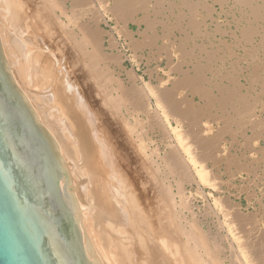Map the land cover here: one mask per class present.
Returning a JSON list of instances; mask_svg holds the SVG:
<instances>
[{
    "label": "bare ground",
    "instance_id": "bare-ground-1",
    "mask_svg": "<svg viewBox=\"0 0 264 264\" xmlns=\"http://www.w3.org/2000/svg\"><path fill=\"white\" fill-rule=\"evenodd\" d=\"M63 1H65V0H63ZM69 1L71 2V6H72V9L70 8L72 11V15L70 14L71 15L70 16L68 14L70 17H68V22L66 20V22H67L66 25H62V22L60 21V19H58V15L56 16V15H54L55 13H53L54 10L59 11L60 12L59 14H62V15L66 13L65 7L63 4L64 2H62V0L61 1L60 0H42L41 2L44 6L46 5L47 7L50 8L51 12L49 11L50 15H48V16H50L53 24L55 26H57L58 29H60V31L63 29V31H61V32H64V33H62V35H64L63 40H65L68 43L67 47L69 45L71 53L74 54V59H75L74 62L80 63V65H82L86 69V71H87L86 76L90 77V78H94L96 83L98 85L100 84L101 86L102 85L104 86V84H106V82H111V80H114V82H115L114 84H116V87H115L116 89L114 87H112V88L114 90L118 91V94H115L118 96L117 97L114 96V98H116L114 100L115 102L110 101L112 103V105H113V103H115V107L117 106V109H119V110H120V108H123V109L125 107L127 108V106H130V108L132 109L131 111L143 110V112H145L147 114V119H146L145 123L149 124V127H148L149 129L150 128L153 129L155 127L154 125H156V124H158L159 126L162 125L161 128L165 127L164 131H165L166 137H164V138L166 140L167 145L170 147V150L165 154V156L163 155L164 156L163 158L165 161L164 166L167 167L168 171L174 172L175 173L174 175H178L177 176L178 182L180 183L179 188L183 184L182 182L194 181V179L196 177H194L193 173H191V171L193 170V172L196 173L198 181H200L201 183L206 185L205 187H208L209 189H212V190L218 189V185L220 183L218 184L217 181H215L216 180L215 176H218V175L215 174V176H214L212 170L210 168H208V166L206 164V159L209 160V158H210L211 160H213L214 164L215 163L218 164V163L223 161V163L226 164L227 166H229V164H233L234 165V166L232 165L233 167H235V165L239 166L237 169L240 168L241 163H243V162L246 163V161H243V158H242L243 162L239 161L238 159L235 160V157H233V155H235V154L232 155L231 152H229L230 154L227 153V151L225 150L226 148L222 149V147H220L221 146V144H220L221 134L219 133L220 136L218 134H216V132L215 133L213 132L214 134L213 133L211 134L212 128L210 127V125L206 126L205 124H207V123H205V121L203 122V123H205L204 125H200L202 122L200 123V121H198V120H200L199 118L204 117V115H205V118H207V116H209V114L217 117L218 114L216 112H214V113L211 112L212 109H216V108L211 109V107H215L214 103H216V104H218V107L222 108V109H220L221 111L223 109L226 110L225 111V117L226 118L223 116V118L225 119L224 120L225 122H223L221 120V118L218 119V121L220 120V122L226 124L225 129L227 131H225V129H224V130H222V133L224 131L228 132L229 126L231 124H233L235 121V123H237L238 125H241V127H243V129H246V126H248V128L250 126V128H252V130H256V132H253L252 135H255L257 133V135H255V136H258L259 134H260L259 135L260 137L264 136V135H261V133L264 132L263 123L261 124V122L256 118V116L253 115V113H254L253 111L256 109L257 104L260 102L258 95L260 96V94H263V93L259 94L258 91L260 89H258V87H257L258 91L257 92L255 91L256 92L255 94L256 95L258 94V95L257 96L255 95L256 97H254L252 94V96H251L253 98L252 99L251 97H249V95L248 96L245 95L244 91L243 92L240 91V88H250V89L254 88L253 85H256V84H258L261 89L264 88V0H110L109 3H108L109 0H69ZM20 6H21V3L19 0H0V43L2 46L3 54L5 55L4 57L6 60V64L10 70V73L13 77V80L15 81V83H17L18 88H20L21 91L23 92L21 95L26 99L29 107L31 106L30 109H32L33 115L40 121V123L48 131V133L52 134V136L54 137L53 140L56 141V142L55 141L54 142L57 144L59 153L63 156L64 170L69 174V176L71 177V180H72V184H73L75 194H76L79 213L82 217V227H83L85 233L91 238L93 249L97 255L98 261H103L102 264H128L127 263L128 261H126V260L128 259V256H130V254L128 255L127 251L125 252L122 249V247L119 246V244L112 241L110 236L101 235L103 233L99 231L100 228L99 229L97 228L100 223H98V225H97L96 223L92 222V220H94L95 218H97L99 220L101 217V213H99L95 208L96 203L94 201L95 199H93L94 192L92 191L93 192V194H92V192H89V190H88L90 188V186H89L90 183L93 181L90 180L89 175H83V174H85L84 172L89 173V169L86 166L87 164L89 167H91L94 164V165L102 168L101 164H104L105 162L108 161V157H109L108 156L109 152H107L108 146L106 147L104 141L102 139H100V137L96 136L97 133L95 135L93 133L91 134V132H90V130L92 128L91 127V121L86 116H85L86 119L84 117L83 118L80 117L82 115V113L79 112L80 111L79 107H81L82 105L80 104L81 103L80 101L78 102L76 100V98H75V103L79 109L75 105H73V107H71L72 105L71 106L67 105V108L64 107V110H62L63 108L57 107L59 105L56 104L55 107H57L56 110H58L60 118H57L55 120H52V119L50 120L49 116H51V115H49L46 112V110L44 108H42V106L39 103H37V97L31 94L32 91L29 89L30 88L29 86L33 85L35 81L33 80L34 82H32L33 83L32 84L28 80H25V78H24L25 75L23 74V72H21V70H23L22 69L23 67L21 68V66H20L21 69H19L17 66H18V64H20V62L18 63L16 60V58H19L17 56V54L19 52H21L23 50V48L25 47L24 46L25 41L22 38L23 36L17 37L16 34L12 33V31L15 32L17 30L16 28H20L22 26L21 25L22 23H27V22H25L26 18H29V22H30V20H32L31 21V23H32V22H34L33 18L37 17L41 21V23L43 24V27H44L43 30L45 28H47V26L44 23L42 16L39 15V13H38L39 10L37 11V9L34 8L35 10L31 14H29L28 11H26V13L23 11L24 15H22L23 12L21 13ZM29 7H30V5L28 6V8ZM48 9H45V10H48ZM107 12L110 13L111 17H115L117 19L123 20L122 24L125 22H128V21H131L137 25V27H138L137 33L140 32V35H141L139 39H137L135 37L136 38V40H135V38L132 36L133 32L131 29H129L130 32H127L128 30L127 31L125 30L127 35L131 34V36L129 38L130 46H132L134 48V50L137 51L143 45L142 43H144L146 46L156 48L159 52V55H162L163 53L165 54V55H162V57L165 56L166 61H167L166 63L168 64L169 70H170L167 72L166 78H164V79L162 77L157 78L156 84H152L150 81L146 82V81L142 80L141 87H136L138 85H136V86L131 85V88H130L125 83L120 82L121 79L118 80L119 78H117V76L115 77V75H114L115 70H116L115 67L118 68V65H116V64H119L120 67L122 66V63H123V60L125 57V56H123V55H125V53L123 54V52H125V51H123L121 53V51L118 50L117 46L115 45L116 42L113 39H108V43H109L108 47L115 49L117 52L116 58H114V59L109 58L110 60L111 59L113 60L112 63H114V62L116 63L115 67L110 68L109 64L111 62L108 63L107 57L105 55L106 53H104V51L101 49L103 44H104V40H105V36L103 35L104 31L102 33L101 28H99V26H98V22L100 21V18L102 16H104V13L107 14ZM223 14L225 16H227L226 18L224 17V19H225L224 26H227L225 28L220 22L221 18H223L222 17ZM110 15H109V17H110ZM45 21H47V20H45ZM142 24H144L145 27H144V29L142 28L143 29L142 31H140V27ZM29 25L31 26V24H29ZM125 25H127V24L120 26V28L122 29V27ZM10 26L12 27V29ZM212 26L215 28L214 32L219 31L221 33L220 37H218V38L216 37L217 38L216 42H214L215 36L211 37V31L210 30L213 28ZM32 28L35 29L36 27H32ZM125 31H124V33H125ZM33 33L35 34V31ZM212 33H213V31H212ZM108 35L110 36L111 34H108ZM212 38H214V39H212ZM143 39L145 42H142ZM36 41L37 40H35V42ZM41 41H42V39H41ZM159 42L162 44L158 46ZM154 46H157V47H154ZM111 48H110V50H111ZM134 50H132V51H134ZM31 52H32V50H31ZM26 53L28 54V52H26ZM39 53H40V51H39ZM41 54L43 56V53H41ZM133 54H135V53H133ZM35 56H40V55L38 54ZM113 56H115V55H113ZM135 56H136V54L134 56H132V57L130 56V57L134 59ZM34 57H33V59H35ZM29 58H31V57H29ZM37 60L40 61V59H37ZM58 60H56V61H58ZM66 60H67V57H66ZM33 62H35V61L33 60ZM37 63H39V62H37ZM42 63H44V62H42ZM214 63H216V64L218 63L217 64L218 67H219V63H220L221 67H224L223 69L228 68V69H225L227 71L225 73H227V74L224 75V77H223L226 79V84L224 83V85H223V82L220 83L219 81H221V80H219L218 82L212 81V80H210V76L207 75V73H209L210 75H214L215 77L218 76L219 72L216 73L213 69ZM226 63L230 64V66L227 67ZM41 64H38V65H40L38 70H40V68L42 66ZM112 66H113V64H112ZM46 67L47 66H45V68ZM122 67H124V66H122ZM50 68H52V67H50ZM26 69H28V68H26ZM35 69H36V67H35ZM41 69H44V65H43V68H41ZM218 69H220V68H216L215 70L218 71ZM127 70H125V71H127ZM36 71H37V69H36ZM36 71L34 70L35 73H36ZM233 71L236 74H234ZM37 72L39 73V72H41V70L37 71ZM130 72H131L130 75L132 77V79H131L132 82H130V83L134 84V83H136L134 80V77H133V76H135V72L134 71H130ZM44 73L46 74L45 70H44ZM126 73H128V72H126ZM39 75H41V74H39ZM48 75L52 76V74H48ZM137 76H140V75H136V77ZM207 76L209 77V79ZM222 76H223V74L221 75V77ZM34 78H35V76H34ZM40 79H41V76H39L38 83L41 82L42 84H47L49 86L48 80H50V78L48 79V76H45L41 80ZM56 79H55V82H56ZM141 79H140V81H141ZM213 79H215V78L213 77ZM50 82H51V84L54 83L53 81H50ZM69 85L70 84H68V87H66V88H72L71 86L69 87ZM109 86H111V85H109ZM142 87L147 89L146 93H144V90L142 89ZM50 88H52L51 97L54 101L53 103H57L58 98H59V101L61 100V98L63 100H65L64 98H67V95L65 97V95H63L62 93H60L61 97L58 95L59 94L57 92L58 88H54V90H53L52 85ZM138 88L139 89L141 88L142 90L141 89L139 90ZM184 88H187L191 92V94L196 93V95H197L199 93L200 96L203 98V100L204 99L206 100V101L204 100L205 103L203 102V104H201L202 106L201 105L198 106L201 108H197V107H194L192 105L187 104L186 101H188V100L185 98L186 96L183 97V95H182V97L178 99V96L176 95L178 90L184 89ZM215 88H216V92L217 93L219 92V95L216 97L213 94V89H215ZM220 88H222V89L225 88V89L220 90ZM113 89H111V90H113ZM48 90H50V89H48ZM253 90H252V92H253ZM261 91H263V90H261ZM249 92L250 91H248L247 94H249ZM214 93H215V91H214ZM150 95L152 97L154 96L156 107L161 108V116H162L163 121L162 120L160 121V118H161L160 116H159L160 118H158L157 108L156 109L154 108V112H155V110H157V112H155V114L151 113V112H153V109L151 111L149 108ZM107 96H108V94H107ZM47 98H49V97L47 96ZM256 100H259V102L257 103ZM190 101H188V102H190ZM261 101L263 102V100H261ZM190 104H192V103H190ZM262 104H264V103H262ZM81 108L83 109V107H81ZM259 109H261V108H259ZM118 112H120V111H118ZM222 113H224V112H222ZM206 114H207V116H206ZM215 114H217V115H215ZM53 116L55 117V115H52V117ZM187 117L189 118V120H187ZM192 118H193L194 122H192ZM194 118H196V119H194ZM209 118H211V116H209ZM183 119H185V121L186 120L191 121L192 123L189 122V124L191 123V125H193L192 128L188 127L189 130H185L183 128V126L185 125V124L183 125V123H184ZM171 120H173V123H171L172 122ZM218 121H215V123ZM138 123H139V121H138ZM145 123H144V125H145ZM141 124H143V123H141ZM175 124H177V125H175ZM194 124H195V126H194ZM237 124H234L235 129H237L236 128L238 126ZM198 125H200L201 127L200 126L198 127ZM220 125L222 126V124H220ZM136 126H138V124ZM141 126H143V125H141ZM218 127H219V124H218ZM139 128H140V126H139ZM161 130H163V129H161ZM142 131L144 132L143 129H142ZM218 131L221 132V130H218ZM229 131H230V129H229ZM233 131H235V133L237 132L236 130L231 129V131L229 133H233ZM161 132H163V131H161ZM170 133L174 135L171 137H174L173 139L175 141L174 142L175 144L171 143V141H170V138H171L169 136ZM243 133H245V132H243ZM243 133H242V138L244 137ZM65 134L70 136L74 140V142L77 143L76 146L78 148V151L81 154H84L85 157L87 156L88 159L85 158L84 159L85 161H84L80 158L77 159V158H74L72 156L73 155L72 150H71L72 147L71 148L69 147V145H68L69 142L67 143L68 140L67 141L64 140L65 142L62 141L63 138L65 139V137L63 136ZM236 134L240 135L239 133H236ZM249 134H251V132ZM229 136H233V134H229ZM61 137H62V139H61ZM234 137H235V135L233 136V138ZM260 137H256V138H260ZM77 138H78V141H77ZM246 138L244 137V139H246ZM236 140H238V138ZM252 141H255V138L251 137L248 140L243 141V144L245 143V145H246V142H247L248 147H252L250 149V150H252L254 148L253 147L254 144L252 143ZM229 144H231V143H229ZM256 145H258V144H256ZM70 146H72V145H70ZM73 146H75V144ZM230 146L231 145H229V147ZM225 147H226V145H225ZM259 149H260V147H259ZM260 150H258V151H260ZM254 151H255V149H254ZM89 152L91 153V155H90L91 159L87 155V153H89ZM157 152L158 151L156 150V154H157ZM233 153H235V152H233ZM249 154H251V153H249ZM239 155H241V154H239ZM260 155H261V153H260ZM248 156H250V155H248ZM253 157H251V159H253ZM163 158L161 157V160ZM259 159H261V158H259ZM248 161L249 160H247L246 164H248ZM262 161H264V160H262ZM251 162H252V160H250V163ZM246 164H244V165H246ZM226 165H225V167L228 168ZM250 165H252V164H250ZM255 166H253V167H255ZM242 167H244L243 164H242ZM248 167H250V166H248ZM237 169L234 168V170H237ZM246 171H248V170H246ZM254 171H255V169H254ZM255 173H257V172H255ZM253 175H254V173H253ZM256 176H257V174H256ZM255 178H257V177H255ZM217 180H219V179H217ZM89 181H90V183L88 185ZM98 181L99 180H97V182ZM194 182H196V181H194ZM229 184H230V182H229ZM92 185H93V183H92ZM95 186H96V184L94 185V188H96ZM97 187H98L97 191H99V192H97L98 198H100L99 200L101 201V203L105 207V209H106L105 211H107V215H104L105 217L107 216L106 219H109L108 218L109 216L111 219L113 217L115 218L116 216H119V215L121 216L122 215L121 213L118 215V212H117L118 209H117V211L115 209H112L110 202H108L107 190H105L103 184L102 185L98 184ZM181 189H183V188H181ZM181 189H178L179 195H177V196H179V197L182 194V192L180 191ZM219 190H220V188H219ZM207 192H209V191H207ZM198 193H200V192H198ZM217 193H218V191H217ZM183 196H182V198H183ZM188 197H186V198H188ZM227 199H228V197H227ZM96 201H98V200H96ZM180 201H182V200L180 199ZM214 201H217V203H218V201H220L221 203H224L221 198H214ZM224 205L226 206V208H225L226 212H225L223 207L221 209H223L224 212L223 211H221V212H223L222 214L225 215V217H226L225 221L226 222L223 220L222 221L225 222L227 231H229V234L231 235V237H233L237 241L236 245L238 244L237 246H239L238 248H240L239 249L240 251L238 254L240 255V252H241V254L245 258V261H247V264L248 263L254 264V263H252L253 257H251V255H252L251 253H253V256H254L255 253H258L259 248H257L256 245L253 244L255 238H252V239H254L252 242L250 235H252V237L253 236L259 237L257 235H261V237H263L262 239H264V236H263L264 232L262 230L263 227L261 228L257 224V222H255L253 220L256 217L253 219L251 217V219H252L251 220L250 218H246V217L242 216L239 213L238 208H235L236 206L232 207V205L230 204L231 205V207H230V205H227L226 203ZM221 209L219 208L218 210H221ZM205 211L207 212V210H205ZM124 213H126V212H124ZM93 214L95 215L94 219L92 218ZM70 216L74 222L75 227L79 230L77 218L73 214H70ZM123 216H125V215H123ZM126 219H127V217H126ZM102 220H104V219H102ZM95 221H97V220L95 219ZM170 221H173V218H170ZM98 222H100V221H98ZM128 223L131 227L135 228L134 223L132 222V219L131 220L128 219ZM138 223H136V224H138ZM188 223H186V224H188ZM94 224H96L97 227ZM192 224H194L193 221H192ZM144 226L145 225H143L142 227H144ZM137 230H134V231H137ZM142 231H143V229H142ZM145 232H146V229H145ZM180 232H181V230H179V235L182 236V238H183V240H181L180 245L177 244L173 238L161 236L159 238V240H157L159 242H156L157 244H154L157 246V251H154V252L152 251V253H151L152 249L150 250L148 248L150 250L149 253L154 255L157 252L156 253L157 255H154L155 260H156V258L160 259L159 257H162V256L166 257L167 256V257L171 258V260H174L177 264H210V263L206 262V259L202 260V258L200 256L201 254L199 253L200 254L199 255L198 254L199 251H196L194 248L196 245L192 244L194 246L193 247L189 243V238H184V237H187L189 234L187 236H185L184 233H182V232L180 233ZM151 233L152 232H150V234ZM254 234H256V236ZM79 236H80L81 253H83V257L85 259H88V260H86V263L90 264V257L88 256V251H86L85 246H84V244H88L86 241L85 234H79ZM132 236L134 238H136L135 243H136L137 247L136 246L135 247L137 249L134 248L136 253L138 251L146 253L145 250H147L146 249L147 247H145V238H144L145 236H144V234L142 235V232L140 234L137 231V232H135V236L134 235H132ZM194 236H195V234H194ZM227 236H229V235H227ZM188 237H190V235ZM197 237H198V235H197ZM261 237H260V239H261ZM195 238H196V236H195ZM198 239L199 238H197V240ZM219 240L221 243L222 239H219ZM219 240H218V244H219ZM191 242H193V241H191ZM218 244H216V245H218ZM256 244H257V242H256ZM121 245H122V243H121ZM154 245H151V246H154ZM197 247H198V245H197ZM220 247H221V245L218 246L217 250L221 249ZM223 247H224V245H223ZM204 249H206V248H204ZM256 249H258V250H256ZM125 250H127V249L125 248ZM132 250H130V252H132ZM222 250L223 249H221V251ZM205 251H207V250H205ZM248 251L251 252L250 253L251 255L248 254L249 253ZM207 252H206V254H207ZM133 254H135L134 251H133ZM159 254H161V255H159ZM259 254H260L259 256L261 259H260V261L258 260L259 262H257V263L255 262V264H264V253L262 251H259ZM143 256H142V258H144ZM232 256L233 255H231V257ZM169 258L168 259L162 258V259L163 260H165V259L170 260ZM143 260L145 261V259H143ZM155 260H153L152 263L157 264L159 261H157V263H155ZM233 261L235 262L236 260H231V262H233ZM237 263H238V261H237ZM129 264H131V263H129Z\"/></svg>",
    "mask_w": 264,
    "mask_h": 264
},
{
    "label": "rangeland",
    "instance_id": "rangeland-1",
    "mask_svg": "<svg viewBox=\"0 0 264 264\" xmlns=\"http://www.w3.org/2000/svg\"><path fill=\"white\" fill-rule=\"evenodd\" d=\"M19 1L21 3V6H20L21 13L23 11L25 13H26V11H28L29 14H31V13H33V11L35 9H37V11L39 10L38 11L39 15L42 16V19L44 20V23L47 26V28H45L43 30L44 27H43V24L41 23V21L37 17H34L33 18L34 22H32L33 24L31 23L32 20H30V22H29V18H26L25 22H27V23H22L21 24L22 26L20 28H16L17 30L15 32L11 30L12 33L16 34L17 37L23 36L22 38L25 41L24 42L25 47L23 48V50L21 52H19L17 54V56L19 58H16V60L18 63L20 62V64H18L17 67L19 69H21L23 67L22 68L23 70H21V72H23V74L25 75L24 76L25 80H28L30 83L35 81L34 84L32 83L34 86L31 85V86H29L30 88L28 87L32 91L31 94L37 97V103H39L42 106V108H44L46 110V112L49 115H51V116H49L50 120L51 119L55 120L57 118H60L59 112H58V110H56L57 107H62L63 108L62 110H64V107L67 108V105H69V106L72 105L71 107H73V105L76 106V103H75V98H76V100L78 102L79 101L81 102L80 103L82 105L81 107H83V109L81 107H79L80 108L79 112L82 113V115L80 117L85 118V116H86L91 121V127H92L90 130L91 134L93 133L95 135L97 133L96 136L100 137V139H102L104 141L106 147L108 146L107 147V152H109L108 153V156H109L108 161L105 162L104 164H101L102 168L98 167L94 164L91 167H89L87 164L86 166L89 169V173L84 172L85 174H83V175H89L90 180L93 181L91 183H90V181L88 182V185L90 183V185H89L90 188L88 190H89V192H92V191L94 192V194H93V192H92V194H93V199H95L94 201L96 203L95 208L99 213H101L102 218L100 217L99 220L97 218H95L97 220V221H95V219H94L95 215L93 214L92 218L94 220H92V219L91 220H92V222L96 223L97 225H98V223H100L98 225V227L96 224H94V225H96V227L98 229L100 228L99 231L103 233L101 235L110 236L112 241L119 244V246H121L125 252L127 251L128 255L130 254V256L127 255L128 259L126 261H128L127 262L128 264L129 263H131V264H154L152 262H153V260H155L154 255H157L156 254L157 252L154 255L149 253L151 249H152L151 253H152V251L153 252L157 251V246L154 244H157L156 242H159L157 240H159V238L161 236H165V237L173 238L174 241L180 245L181 240H183V238H182V236L179 235V230H181V232L184 233L185 236H187L188 234L190 235V237H188L189 236L188 235L187 237H184V238H189V243L191 245L192 244L196 245L195 247L193 245L192 246L195 248L196 251H199L198 254L200 253L201 255L200 254L199 255L201 256L202 260L206 259L207 263H210V264H234L236 262L235 264H247V261H245V258L241 254V252H240L241 256L238 254L240 251L239 250L240 248H238L239 247V246H237L238 244L236 245L237 241L233 237H231V235L229 234V231H227L226 224H225V222H226L225 218L226 217H225V215L222 214L224 211L221 208L223 207L225 212H226V209H225L226 206L224 204L225 203L227 205L231 204L232 207L236 206L235 208H238L239 213L242 216H244L246 218H250V219H251V217H252V219L256 217L253 220L255 222H257V224L261 228L263 227L262 230L264 232V161H262V160H264V139H263L264 136L263 137L261 136L262 138L259 136L260 134L258 136H255V135H257V133L256 134L254 133L255 135H252V133L256 132V130H252V128H250V126H249V128H248V126H246V129H243V127H241V125H238L237 123H235V121L233 124H231L229 126L228 132H225V131H227L225 129L226 124L220 122V120L218 121V119L221 118V120L223 122H225L224 121L225 119L223 118V116L225 117V111L226 110L223 109L221 111L220 109H222V108L218 107V104L214 103L215 107H211V109L212 108H216V109H212L213 111L211 110V112L212 113L216 112L219 117L217 116L218 117L217 118L216 116H212L211 114H209V116H211V118H209V116H207V114H206L207 118H205V115H204V117L199 118L200 120H198V121H200V123L202 122L200 125H204L205 123H207L205 125L206 126L210 125V127L212 128L211 134L213 132L214 133L216 132V134L219 135V133H220L221 134V136L219 135L220 136V144H221L220 147H222V149L226 148L225 150L227 151V153L231 152L232 155L235 154V155H233V157H235V160L238 159L241 162L246 161V163H247V160H249L248 164H246L244 162L243 163L240 162L241 163L240 168L237 169L239 166L235 165V167H233L234 166L233 164H229V166H227L226 164L223 163V161L218 163V164L217 163L214 164L213 160H211L210 158H209V160L206 159V164H207L208 168H210L212 170L214 176H215V174L219 176V177L215 176L216 177L215 181H217L218 184L220 183L218 185V189L212 190V189H209L208 187H205L206 185H204L203 183L198 181L196 173L193 172V170L191 171V173H193V176L197 178V179L196 178L194 179V181H196V182H194V181L182 182L183 184L179 188L180 183L178 182V177H177L178 175H174L175 174L174 172L168 171L167 167L164 166L165 161H164L163 157L170 150V147L167 145L166 140L164 138V137H166L165 136L166 134L164 131L165 127L161 128V126H162L161 124H160L161 126L156 124V125H154L155 127L153 129H151V128L149 129L148 128L149 124L145 123L146 119H147V114L145 112H143V110L131 111L132 109L130 108V106H127V108L125 107L127 110L125 108L124 109L120 108V110H119V109H117V106L115 107V103H113V105H112L111 102H115L114 100L116 99V98H114V96L115 97L118 96V95H115V94H118V91L114 90L112 88V87H114V88L116 87V84H114L115 83L114 80H111V82H106V84H104V86L103 85L101 86L100 84L98 85L96 83L94 78H90V77L86 76V74H87L86 69L82 65H80V63L74 62V60H75L74 54L71 53L69 45L67 47L68 43L65 40H63L64 35H62V33H64V32H61V31H63V29L60 31V29H58V27L53 24L50 16H48V15H50L49 11L51 12L50 8L45 5L47 7L46 8L42 4V2H41L42 0H28V1L27 0H19ZM62 2H64L63 4L65 7L66 13L62 15V14H59L60 12L57 10H54L53 13H55L54 15H56V16L58 15V19H60V21L62 22V25H66L68 22V17H70L72 15V11H71L72 6H71V2L69 0H65V1L62 0ZM109 2H110V0L108 1V3ZM27 5L28 6L30 5V7L28 8ZM45 9H48V10H45ZM24 12L22 13V15H24ZM68 14L69 15L71 14V15L69 16ZM108 14L110 15L109 12H107V14L104 13V16H102L100 18V21L98 22V26H99V28H101L102 33L104 31V33L106 34L105 35L103 33V35L105 36V40H104V44H103L101 49L104 51V53H106L105 55L107 57L108 63H110V62L112 63V61H113L112 59L116 58V56H117L116 50L112 49L111 47H108L109 46L108 39H113L117 43L116 44L113 41L115 43V45L117 46L118 50L121 51V53L123 51H125V52H123V54L125 53V55H123L125 57H124V60L122 63V66H124L125 68L122 66H121L122 67L121 68L120 65L116 64L115 62L112 63L113 66L111 63L109 64L110 68H113L116 65H118V68L115 67L116 70L114 69L115 70V74H114L115 77L117 76V78H119L118 80L121 79L120 82L125 83L130 88H131V85L132 86L138 85L136 87H141L142 80H144L146 82L150 81L152 84H156L157 78H161V77L163 79L166 78L167 72L170 70H169L168 64L166 63L167 61H166L165 56L162 57V55H165V54L163 53L162 55H159V52L156 48L146 46L144 43H142L144 46L142 45L141 48H139L140 50L139 49L137 50L138 52L136 50H134V48L132 46H130L129 38H130L131 34L127 35L126 31L128 30L127 32H130L129 29H131L133 32L132 36L134 38L136 37L137 39H139L141 35H140V32L137 33V30H138L137 25L131 21H128V22H125L122 24L123 20L117 19L115 17H111V15L109 17ZM223 15H222L223 18H221L220 22L224 26V21H225L224 17L226 18L227 16H225V15L223 16ZM45 20H47V21H45ZM66 20H67V22H66ZM29 24H31V26L33 25L32 27H36L35 28L36 30L34 28H32ZM121 24L122 25L127 24V25H125L126 27L123 26L121 29L120 28V26H122ZM23 25L24 26L26 25V26L24 27ZM144 27H145L144 24H142L140 27V31H142L144 29ZM225 27H227V26H224V28ZM11 29H12V27H11ZM212 29L210 30L211 31V37L215 36V39L214 38H212V39H214V42H216V39L218 37H220L221 33L219 31L214 32V30H215L214 27ZM32 31L33 32L35 31V34ZM124 31H125V33H124ZM212 31L214 34L212 33ZM108 34H111V35L109 36ZM136 38H135V40H136ZM41 39H42V41H41ZM35 40H37V41L35 42ZM142 42H145L144 39L142 40ZM161 44L162 43L159 42L158 46ZM154 47H157V46H154ZM110 48H111V50H110ZM131 49L134 51H132ZM31 50H32V52H31ZM39 51H40V53H39ZM26 52H28L29 55ZM41 53H43V56ZM133 53L136 54L134 59L136 61L138 60L139 62L138 61L136 62L133 58H131L132 56L135 55ZM34 54L35 55L39 54L40 56H35ZM113 55H115V56H113ZM28 56L31 58H29ZM32 56L33 57L35 56L34 58L36 60L33 59ZM66 57H67V60H66ZM57 58L58 59L60 58V59L58 60ZM109 58H112V59L110 60ZM37 59H40V61H38ZM55 59L58 61H56ZM33 60L35 62H33ZM36 61L39 63H37ZM41 61L44 63H42ZM5 62H6V60H5ZM38 64L42 65L41 68H43V65H44V69L40 68L41 72H39V73L37 72V71H40V70H38L40 67V65H38ZM217 64L214 63L213 69L216 73L219 72L218 76L215 77L214 75H210L209 73H207V75L210 76V80L217 81V82L219 80H221L219 82L220 83L223 82V85H224V83L226 84V79L223 77H224V75L227 74V73H225V72H227L225 69H228V68L223 69L224 67H221L220 63H219V67ZM226 65H227V67L230 66V64H228V63H226ZM20 66H21V68H20ZM45 66H47V67L45 68ZM35 67H36L37 71H36ZM50 67H52V68H50ZM215 67L220 68L221 70L218 69V71H216ZM26 68H28V69H26ZM124 69L125 70L128 69V70L125 71ZM34 70L36 71V73L34 72ZM44 70H45L46 74L44 73ZM130 71L135 72V76H133V77H134V80L136 83H134V84L130 83V82H132L131 81L132 77L130 75V73H131ZM126 72H128V73H126ZM47 73L52 74V76H49ZM233 73L236 74L234 71H233ZM39 74H41V75H39ZM222 74H223V76L221 77ZM136 75H140V76L136 77ZM34 76H35V78H34ZM39 76H41V79H43L45 76H48V79L50 78V80H48L49 86L47 84H42L41 82L38 83ZM213 77L215 79H213ZM55 79H56V82H55ZM140 79H141V81H140ZM208 79H209V77H208ZM50 81H53L54 83L51 84ZM14 83H15V81H14ZM15 84L17 86V83H15ZM68 84H70L69 87L71 86L72 88H66V87H68ZM108 84L111 86H109ZM51 85L53 86V90H54V88H58L57 92L59 93L58 94L59 96L61 95L60 93H62L63 95H65V97L67 95V98H64L65 100H63L61 98L60 101L58 98V102L53 103L54 101L51 97V95H52L51 94L52 88H50ZM253 86H254V88H251V89L252 90L254 89L253 90L254 93L252 92V90L250 88H240V91L241 92L244 91L245 95H247V96L249 95V97H251L252 94L254 97H256L258 94L256 95L255 93L258 91V89H260L258 91L259 94L263 93V94H260V96L258 95L261 103L259 102V100H256L257 103L258 102L259 103L257 104L256 109L253 111L255 113V114L253 113V115H255L256 118L261 122V124L263 123V125H264V104H262V103H264V97H263L264 96V88L261 89L258 84L253 85ZM257 87H258V89H257ZM17 88H18V86H17ZM48 89H50V90H48ZM111 89H113V90H111ZM142 89L144 90V93L147 92L146 88L142 87ZM186 89L187 88L178 90V92L176 94L178 96V99L181 98L182 95H183V97L186 96L185 98L188 101L191 100L190 102L186 101L187 104L192 105V106L197 107V108H201L198 106L203 104L205 99L203 100V98L200 96L199 93H198L199 95L198 94L196 95V93H193V92H192L193 94H191V92L188 89L187 90ZM224 89L225 88H223V89L220 88V90H224ZM18 90L21 94L23 93L20 88H18ZM261 90H263V91H261ZM214 91H215V93H214ZM246 91L247 92L250 91L249 94H247ZM107 94H108V96H107ZM213 94L215 97L219 95V92L218 93L216 92V88L213 89ZM47 96L49 98H47ZM261 100H263V102ZM190 103H192V104H190ZM56 104L59 106L55 107ZM149 108L151 111L153 109V112H151V113H154V114L158 110V112H157L158 118L161 117L160 121L161 120L163 121L162 116H161V108L156 107L155 98H154V96L152 97L151 95H150V99H149ZM154 108L155 109L157 108V110H155V112H154ZM259 108H261V109H259ZM118 111H120V112H118ZM222 112H224V113H222ZM217 114H215V115H217ZM52 115H55V117L54 116L52 117ZM185 119H183V121H184L183 125L185 124L184 125L185 127L183 126V128L185 130H189V128H192L193 125H191V123L194 122V120L192 118V122H191V121H187V120H189L188 117H187L186 121H185ZM194 119H196V118H194ZM138 121H139V123H138ZM171 121H172L171 123H173V120H171ZM204 121H205V123H203ZM215 121H218V122L215 123ZM189 122H191V123L189 124ZM141 123H143V124H141ZM144 123H145V125H144ZM135 124L136 125L138 124V126H136ZM218 124H219V127H218ZM220 124H222V126ZM234 124L238 125V126L236 125L237 129H235ZM141 125H143V126H141ZM175 125H177V124H175ZM200 125H198V127ZM139 126L141 129L139 128ZM194 126H195V124H194ZM142 129L144 130V132L142 131ZM161 129H163V130H161ZM224 129H225V131L222 133V130H224ZM229 129H230V131H231V129L236 130L237 131L236 133H239L240 135L236 134L235 131H233V133H229L230 132ZM218 130H221V132H219ZM161 131H163V132H161ZM243 132H245V133H243ZM250 132H251V134H249ZM228 133L233 134V136L235 135L236 138L234 137L235 138L234 139L233 136H229ZM242 133H243V136L245 138L247 136L248 137L246 139H244V137L242 138ZM49 134H50V136H52L51 133H49ZM65 135H63L65 137V139L64 138L62 139V137H61V139L63 142L68 140L67 143L69 142L68 143L69 147L70 148L72 147L71 148L72 153H73L72 156L74 158H77V159L80 158L82 160L87 158V156L85 157L84 154H81L78 151V148L76 146L77 143H75L74 140L70 136H68V135L65 136ZM261 135H264V132H262ZM169 136L171 137L174 135L170 133ZM251 137L255 138V141H252V143L254 144V145L252 144L254 147L252 150H250L252 147H248L247 142H246V145H245V143L243 144V141L248 140ZM256 137H260V138H256ZM52 138H54V137L52 136ZM173 138L174 137H171L170 141H171V143L175 144L174 143L175 141ZM237 138H238V140H236ZM77 141H78V138H77ZM73 143L75 144V146H73L74 145ZM229 143H231V144H229ZM228 144L231 146L229 147ZM256 144H258L259 146ZM70 145H72V146H70ZM225 145H226V147H225ZM259 147L261 150L259 149ZM254 149L256 152L254 151ZM156 150L158 151L157 154H156ZM258 150H260V151H258ZM233 152H235V153H233ZM249 153H251V154H249ZM260 153H261V155H260ZM239 154H241V155H239ZM87 155L91 159V156H90L91 153L89 152V153H87ZM248 155H250V156H248ZM160 156L163 158L162 160H161ZM251 157H253V159H251ZM242 158H243V161H242ZM259 158H261V159H259ZM250 160H252L251 163H250ZM242 164L244 167H242ZM244 164H246V165H244ZM250 164H252V165H250ZM225 165L228 168H226ZM248 166H250V167H248ZM253 166H255V167H253ZM234 168H236L237 170H234ZM254 169H255V171H254ZM246 170H248V171H246ZM255 172H257V173H255ZM253 173H254V175H253ZM256 174H257V176H256ZM255 177H257V178H255ZM217 179H219V180H217ZM97 180H99V181L97 182ZM229 182L231 185L229 184ZM92 183H93V185H92ZM97 183L100 185L103 184L105 190H107L108 202H110L112 209H115L116 211L118 209V211H117L118 215L121 213L122 214L121 216L119 215V216H116L115 218L113 217L111 219L110 216L108 215L109 216L108 218L110 220L106 219L107 216L105 217L104 215H107V211H105L106 210L105 207L103 206V204L99 200L100 198H98L97 192H99V191H97L98 190V187H97L98 184ZM95 184H96V186H95L96 188H94ZM181 188H183V189H181ZM219 188H220V190H219ZM178 189H181L180 190L182 192L181 195L182 196L184 195L183 198L181 195H180V197L177 196V195H179ZM207 191H209V192H207ZM217 191H218V193H217ZM198 192H200V193H198ZM186 197H188V198H186ZM227 197H228V199H227ZM214 198H221L224 203H221L220 201H218V203H217V201H214ZM180 199L182 201H180ZM96 200H98V201H96ZM231 205H230V207H231ZM218 207L221 210H218L219 209ZM205 210H207V212ZM221 211H223V212H221ZM124 212H126V213H124ZM123 215H125L127 217V219ZM170 218H173V221H170ZM102 219H104V220H102ZM128 219L129 220L132 219V222L134 223L135 228H133L129 225ZM222 220L225 222H223ZM98 221H100V222H98ZM192 221L194 222L195 225L192 224ZM136 223H138V224H136ZM186 223H188V224H186ZM143 225H145V226L142 227ZM141 228L143 229V231ZM145 229H146V232H145ZM134 230H137L140 234L142 232V235L144 234V236H145L144 237L145 238V247H147L146 248L147 250H145L146 253L139 252V251L136 253V251L134 250V248L137 249L136 248L137 246L135 243L136 238H134L132 236V235L135 236V232H137ZM150 232H152V233L150 234ZM194 234H195L196 238H195ZM197 235H198V237H197ZM227 235H229V236H227ZM254 235L256 236V234H254ZM250 236H251L252 242L254 240L252 238H255L253 244H255L257 248H259V251H262L264 253V243H263L264 239H262L263 237H261V235H257L259 237H254V236L252 237V235H250ZM263 236H264V234H263ZM260 237H261V239H260ZM197 238H199V239L197 240ZM218 238L222 239V241H221L222 244L220 243V240ZM218 240H219V244H218ZM191 241H193V242H191ZM256 242H257V244H256ZM121 243H122V245H121ZM216 244H218V245H216ZM151 245H154V246H151ZM197 245H198V247H197ZM219 245H221L220 248L223 249L222 251H221V249L217 250ZM223 245L225 248L223 247ZM202 246L206 249H204ZM125 248L127 250H125ZM130 250H132V252H130ZM205 250H207L208 252ZM256 250H258V249H256ZM133 251L135 252V254H133ZM259 251H258V253L254 254L255 257L253 256V253L248 251L249 252L248 254H250V253L252 254V255L250 254L251 257H253L252 260L253 261L255 260L254 262L252 261V263H254V264H255V262L256 263L259 262L261 259L259 256L260 255ZM206 252H207V254H206ZM159 255H161V254H159ZM231 255H233V256L231 257ZM142 256L144 258H142ZM159 258L160 259L156 258L155 263H157V261H159L157 264H177L174 260H171V258H169L167 256L166 257L162 256ZM162 258H167V259L169 258L170 260H167V259L163 260ZM143 259H145V261ZM86 260H88V259H86ZM231 260H236V261L231 262ZM237 261H238V263H237Z\"/></svg>",
    "mask_w": 264,
    "mask_h": 264
},
{
    "label": "water",
    "instance_id": "water-1",
    "mask_svg": "<svg viewBox=\"0 0 264 264\" xmlns=\"http://www.w3.org/2000/svg\"><path fill=\"white\" fill-rule=\"evenodd\" d=\"M79 234L90 264H102L63 156L19 92L0 43V264H87Z\"/></svg>",
    "mask_w": 264,
    "mask_h": 264
}]
</instances>
